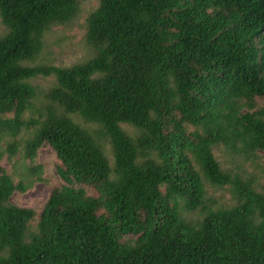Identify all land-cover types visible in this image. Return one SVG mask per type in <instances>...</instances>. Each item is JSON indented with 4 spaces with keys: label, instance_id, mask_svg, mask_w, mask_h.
I'll return each mask as SVG.
<instances>
[{
    "label": "trees",
    "instance_id": "16d2710c",
    "mask_svg": "<svg viewBox=\"0 0 264 264\" xmlns=\"http://www.w3.org/2000/svg\"><path fill=\"white\" fill-rule=\"evenodd\" d=\"M98 1L94 55L65 68L40 56L79 0H0V264H264V190L215 153H264V0ZM43 148L59 184L17 205Z\"/></svg>",
    "mask_w": 264,
    "mask_h": 264
},
{
    "label": "rangeland",
    "instance_id": "374dc122",
    "mask_svg": "<svg viewBox=\"0 0 264 264\" xmlns=\"http://www.w3.org/2000/svg\"><path fill=\"white\" fill-rule=\"evenodd\" d=\"M81 12L71 24L67 26L53 27L44 38V50L40 56V60L46 64H53L58 67H71L82 64L92 59L94 52L87 45L85 40L86 20L90 13L94 12L98 6V0H79ZM5 32V28L0 25V36ZM38 88V97L36 103L39 105L44 101L42 94L47 91L53 84V78H40L31 82ZM259 105L264 104L263 100L258 101ZM82 123V122H81ZM122 128L130 135L137 133L136 129L122 125ZM27 137L26 132H22L19 138ZM102 145L107 151V155L111 161L113 156L109 141L102 139ZM216 156L224 169H230L233 172L240 173L248 178H255L258 189L264 190V153H259L260 161L254 163L252 159L246 160L243 156L227 152L224 147L216 150ZM18 160V159H17ZM7 161L4 158L2 164L10 172L19 174L21 167L15 163ZM36 164L42 165L44 169L42 181L34 183L32 188L24 194H16L11 200L13 203L31 207L36 210L40 209L44 202L48 199L52 187L58 186L59 180L56 173L58 165L55 154L49 148H43L39 151ZM15 166V167H14ZM228 187L224 189H208L207 204L209 200H216L219 206H233L234 199L228 191ZM217 205V206H218ZM190 220V218H189Z\"/></svg>",
    "mask_w": 264,
    "mask_h": 264
}]
</instances>
